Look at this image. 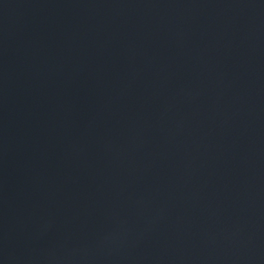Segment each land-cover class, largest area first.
<instances>
[{
  "label": "water",
  "instance_id": "water-1",
  "mask_svg": "<svg viewBox=\"0 0 264 264\" xmlns=\"http://www.w3.org/2000/svg\"><path fill=\"white\" fill-rule=\"evenodd\" d=\"M0 264H264V0H0Z\"/></svg>",
  "mask_w": 264,
  "mask_h": 264
}]
</instances>
